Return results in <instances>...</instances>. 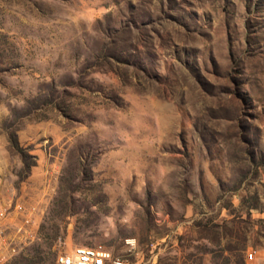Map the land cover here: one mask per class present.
Here are the masks:
<instances>
[{"label": "rangeland", "instance_id": "1", "mask_svg": "<svg viewBox=\"0 0 264 264\" xmlns=\"http://www.w3.org/2000/svg\"><path fill=\"white\" fill-rule=\"evenodd\" d=\"M0 203V264H264V0H0Z\"/></svg>", "mask_w": 264, "mask_h": 264}, {"label": "built area", "instance_id": "2", "mask_svg": "<svg viewBox=\"0 0 264 264\" xmlns=\"http://www.w3.org/2000/svg\"><path fill=\"white\" fill-rule=\"evenodd\" d=\"M6 206L0 203V221L5 218ZM247 255L250 257L251 252ZM53 264H127L102 245L74 244L58 250Z\"/></svg>", "mask_w": 264, "mask_h": 264}]
</instances>
